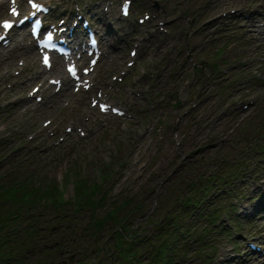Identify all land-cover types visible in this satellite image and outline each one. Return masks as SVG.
<instances>
[{"label": "rangeland", "instance_id": "obj_1", "mask_svg": "<svg viewBox=\"0 0 264 264\" xmlns=\"http://www.w3.org/2000/svg\"><path fill=\"white\" fill-rule=\"evenodd\" d=\"M39 1L53 9L50 21L81 28L90 19L105 55L92 90L65 82L58 91L49 79L65 76L63 64L44 69L26 28L0 45V184L31 196L0 197L13 256L29 249L37 264H124L122 226L146 261L140 239L152 237L153 221L172 219L178 234L191 233L178 242L188 254L177 264H264V208L241 214L259 199L245 182L264 172V43L249 34L264 25V0H131L128 17L124 0ZM100 93L125 115L92 106Z\"/></svg>", "mask_w": 264, "mask_h": 264}, {"label": "trees", "instance_id": "obj_2", "mask_svg": "<svg viewBox=\"0 0 264 264\" xmlns=\"http://www.w3.org/2000/svg\"><path fill=\"white\" fill-rule=\"evenodd\" d=\"M16 190L17 187L3 186L2 184H0V197L3 195L4 197H6L7 200H12L15 204L18 203L16 200L22 202H24V200L29 201V198L31 196L27 193L23 196L21 194V197L14 198V191ZM38 194L39 193H37V197L39 196ZM34 195L36 194L33 193L32 195L35 198L36 196ZM189 202L190 200L188 201V203H186V207L187 205L190 206ZM192 205H196V202H193ZM8 217L10 216H7V212L3 211L2 213H0V232L4 230L3 233H1L4 239L0 241V264H37V261L28 260V257L31 254L29 252V249L23 251L25 256L16 254V256L14 257L12 250L7 247V242L14 241L13 234L10 236V239H8L9 232L6 230V225L10 221ZM13 219H15V217H13ZM153 222L155 225L152 237L140 239V243L142 242L145 246H148V249L150 250L149 254H147V257H151V259L146 261L140 259L141 257H143V253L142 255H140L141 251L143 250V247L141 250L138 243L134 244L133 242H128V240H133V231H131L130 235L126 236L123 234L124 228L122 226L118 228L119 230H116V245L119 252V256L124 260V264L129 263L132 258H137L136 264H177L178 258H182L185 252L186 254H188V250L185 247L181 249L180 245L178 244V242L183 241V235H186L185 237L187 238L191 234L188 231H185L186 228H183L185 230L182 229L180 231V234H178L177 231L182 227L180 228L178 227V225L175 226L176 220L172 221V219H167L160 222L159 220ZM3 249H5L6 251H4ZM53 258L54 255L51 257V260Z\"/></svg>", "mask_w": 264, "mask_h": 264}, {"label": "bare ground", "instance_id": "obj_3", "mask_svg": "<svg viewBox=\"0 0 264 264\" xmlns=\"http://www.w3.org/2000/svg\"><path fill=\"white\" fill-rule=\"evenodd\" d=\"M19 5L22 6L24 8V5L22 4V1L19 0L18 1ZM6 4V1H0V10L3 12L4 9H3V5ZM255 14H257V11H254L252 15H250L252 17V21H251V25L254 27V28H257V24L259 21H256V18H255ZM96 15H98V18H97V21L102 24L103 26L105 25H108L110 22H111V19L108 17L107 14H103V15H99L98 13H96ZM243 16L242 18L243 19H246L247 16L246 15H242ZM250 25V26H251ZM73 27L76 31L79 32V34L81 36L84 37V33L77 27L76 23L73 24ZM262 28L261 31H250L249 34L251 35H255L256 33L260 35V38L257 39V43H258V46H261L263 43H264V25L261 24L258 26V29ZM207 30H211L213 27L211 26H206ZM60 74L62 75V73L60 72ZM54 97V96H53ZM252 185L249 187L248 186V183H250ZM246 185H244V190H247V192L251 191L255 196L259 195L258 196V200L256 201V203L248 208H244L243 211H242V215L244 217H247V218H255L256 215H258L257 213L262 209L264 208V172L261 171L260 174L258 176H256V180H251V178H249L248 181L245 182ZM227 250L225 248L224 251H222L221 255L222 256H225L227 254ZM243 253H245L244 251H242ZM229 262H227L228 264Z\"/></svg>", "mask_w": 264, "mask_h": 264}, {"label": "snow or ice", "instance_id": "obj_4", "mask_svg": "<svg viewBox=\"0 0 264 264\" xmlns=\"http://www.w3.org/2000/svg\"><path fill=\"white\" fill-rule=\"evenodd\" d=\"M15 2V0H13V3ZM32 8L34 9H39L40 8V5L38 3H32ZM11 12H12V15L13 16H19V12L16 10L15 7H13L11 9ZM15 26L14 22L12 21H5L2 25L3 29L4 30H11L13 29ZM5 37L3 36H0V40H3ZM49 39H51V37H49ZM44 64L48 67H51V64H50V59L48 56H44ZM93 63H95V61H93ZM69 71L71 72L72 76L73 77H76L77 76V72H76V69L73 67V68H70ZM52 83L55 85V84H58L59 81H52ZM38 91V90H37ZM100 108L102 111H107V106L105 105H100Z\"/></svg>", "mask_w": 264, "mask_h": 264}]
</instances>
